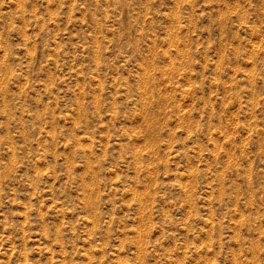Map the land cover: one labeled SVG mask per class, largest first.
<instances>
[{
  "label": "rangeland",
  "instance_id": "374dc122",
  "mask_svg": "<svg viewBox=\"0 0 264 264\" xmlns=\"http://www.w3.org/2000/svg\"><path fill=\"white\" fill-rule=\"evenodd\" d=\"M0 264H264V0H0Z\"/></svg>",
  "mask_w": 264,
  "mask_h": 264
}]
</instances>
